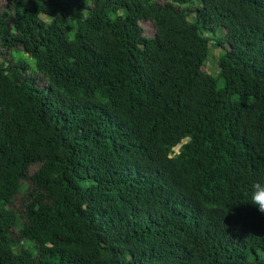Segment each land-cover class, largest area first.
<instances>
[{"label":"trees","instance_id":"trees-1","mask_svg":"<svg viewBox=\"0 0 264 264\" xmlns=\"http://www.w3.org/2000/svg\"><path fill=\"white\" fill-rule=\"evenodd\" d=\"M257 181L264 0L0 3V264H264Z\"/></svg>","mask_w":264,"mask_h":264},{"label":"rangeland","instance_id":"rangeland-1","mask_svg":"<svg viewBox=\"0 0 264 264\" xmlns=\"http://www.w3.org/2000/svg\"><path fill=\"white\" fill-rule=\"evenodd\" d=\"M7 0H0V3H3V2H6ZM142 28L144 29L145 33L147 34L148 32H150V23L148 21H142ZM149 34V33H148ZM205 34H208L209 35V43H208V51H207V56H206V59H205V62H204V70L210 74H215L217 72V58L218 56L220 55L221 53V49L216 46L214 43H213V40H214V37L216 35H219L220 32H216L215 34H211V33H205ZM28 64V67L30 69H35L34 67V63H33V59L30 57V56H27V55H23L21 56ZM254 92V91H253ZM253 92L249 93L247 95V100L248 101H251L252 98H253ZM185 139H183L181 142H183ZM178 146H179V143L174 145L172 147V150L174 152L177 151L178 149Z\"/></svg>","mask_w":264,"mask_h":264},{"label":"clouds","instance_id":"clouds-1","mask_svg":"<svg viewBox=\"0 0 264 264\" xmlns=\"http://www.w3.org/2000/svg\"><path fill=\"white\" fill-rule=\"evenodd\" d=\"M251 203L264 214V181H257L252 186Z\"/></svg>","mask_w":264,"mask_h":264}]
</instances>
